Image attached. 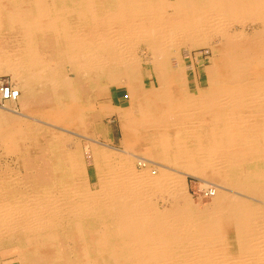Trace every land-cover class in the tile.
Listing matches in <instances>:
<instances>
[{"label":"bare ground","instance_id":"6f19581e","mask_svg":"<svg viewBox=\"0 0 264 264\" xmlns=\"http://www.w3.org/2000/svg\"><path fill=\"white\" fill-rule=\"evenodd\" d=\"M1 74L19 92L8 103L47 105L76 129L89 86L90 125L116 112L96 90L126 88L131 108L118 112L125 150L93 146L95 190L62 155L66 135L0 177V264H264V0H0ZM190 174L218 182L203 210L187 201Z\"/></svg>","mask_w":264,"mask_h":264},{"label":"rangeland","instance_id":"374dc122","mask_svg":"<svg viewBox=\"0 0 264 264\" xmlns=\"http://www.w3.org/2000/svg\"><path fill=\"white\" fill-rule=\"evenodd\" d=\"M207 56H208V54H206V53L203 55H199V57H198L199 60L196 61V63H195V69H196L197 73L199 74L201 81H205L207 78V76L205 74L206 73L205 72L206 66L209 65L208 60H207ZM186 60H187V65H188L189 78H190L191 84H193L195 72L191 68L192 61H191L190 57H186ZM64 69L67 73L64 71ZM63 73H65V74H63L64 76H69L71 79H74V77H75L74 73L71 71V68L69 65L63 66ZM0 77H7L11 81L13 80V77L10 75H7V74H1ZM13 81L16 84V81L15 80H13ZM146 83L148 86H151L154 84L152 79H146ZM92 89H93V87H91V86L88 87L87 94L85 95L84 99L79 103V107L81 109L85 110L84 119L86 121V125L88 124V120H89V127H87V131H85L86 129H83V128L81 130L76 129L75 126L72 125L73 122L69 123V125H66L65 123L63 124L61 122V119L59 117L60 114L57 111V109L50 112L49 107L47 105H44L41 103L40 104H34L33 106L28 105L24 110L21 108L20 101H18L15 104L14 103H8V102H4V105L0 104V115L1 114L5 115V117L7 115V119H8V122H7L8 126L6 124H3V126H2L3 127V131H2L3 135H2V137H0V166H1L0 167V177L9 176L11 174L13 175V174L17 173L16 169H18L17 167L19 166V163L21 162L20 160L18 161V158L20 157V155H23V157L27 156V155L30 156V154L33 153L34 149H37V148L39 149V147H41V146L47 148L49 146L48 144H49L50 139L55 138V137H59L61 135H66L67 136L66 139L61 138L63 140L62 142L64 144L62 143V145L59 147V149H61V147L63 149V151L61 149L62 155H64V153L65 154L72 153L73 155H75L74 159H76V160L78 159L79 161L78 160L77 161L79 162V165L82 166L81 167L82 174H80V178L83 181L84 186L85 187H92L93 190H95L94 189V188H96L95 183H97L99 180L100 172L98 171L99 167L96 166V162H95L96 160L94 158L93 146L97 145V146H100L102 148L107 149L110 152H115V153H118V152L125 150V146L123 144V141H124V139H123L124 134L122 131L123 127H122V121L120 118L121 115L118 112L123 111V110L125 112L129 111L131 108V105L129 103V97H128L127 89L124 87H122V88H119V87L114 88L113 87L110 89V91H106V90H98L97 91L96 90L94 93L97 95V97L99 96L98 102H100L101 105L102 104L103 105L109 104L111 106H114L116 112L114 111L113 113L100 115L97 119L95 117V119L93 121L96 123L93 122L94 124L90 125L91 119L93 118V114L96 113V106H97V104H96L97 102L95 101L96 102L95 103L94 100L91 98L92 97L91 95L93 93ZM104 97H106V98H104ZM113 98H114V101H113ZM64 100H63V102L67 105L69 104L68 107L70 108V105H71L70 101L68 99H64ZM85 100H86V102H84ZM12 105H14V106H12ZM4 106L10 107L13 110L19 111V112L23 113L24 115L7 112L5 110V108H3ZM72 106H73V104H72ZM33 107H35V108L32 109ZM44 107H46L47 109ZM94 109H95V111H94ZM51 110H53V109H51ZM6 113H8V114H6ZM9 113H11V114H9ZM16 118L18 119V121H15V120H17ZM11 121H13V122H11ZM28 125H29V127H28ZM10 127L12 128V130H19V129L22 130L21 136L19 135L18 138L16 136L13 139L6 138L7 137L6 134L8 131L7 128H10ZM24 127L26 128L25 130H24ZM31 129H32V131H29ZM33 132L34 133L36 132V133L34 134ZM31 134H32L31 137H33V138H30V139H32V141L29 139V136ZM22 135H24V136H22ZM38 135H39V138H38ZM69 137L72 140H70ZM20 140H22V141H20ZM38 140L39 141L42 140V141L39 142ZM21 142H23V143H21ZM34 144H36V146ZM71 145H73V147ZM19 148H21V149H19ZM32 148H33V150H32ZM70 148H72V149H70ZM78 148H80V150H78ZM29 150H31V152H29ZM86 150H87V152H86ZM140 151L141 150H138V149L131 150V153L138 154V156H140V155L144 156V153L142 151L141 152ZM87 153H88V155L86 157ZM47 154L48 153H46V155ZM91 154H92V156H91ZM31 156H32V154H31ZM88 156H89V159H88ZM20 159H22V158H20ZM133 163H134L136 171L142 170L141 165L136 164L135 159H133ZM114 165H116V164H114ZM11 166L13 169L11 168ZM5 167H6V169H5ZM150 167L154 168L153 166H150ZM7 169L9 170V172H7L8 171ZM12 170H13V173H12ZM157 172H159V171L157 170ZM203 180H209V182H210L212 179H204V177L201 178L200 175L197 176V175H191V174L188 175L187 178L185 179L187 201L190 202L195 208H198L199 210H203L204 207H207L208 205H210L213 202V199L203 197L202 194L200 193V190L203 186V183H202ZM213 182H215V183H213ZM212 183H213V185L218 184V182H216V181H212ZM214 186H216V185H214ZM157 202H159L158 206L160 209L170 207V204H168L162 200H158ZM4 249H7V246H4ZM2 261H5V260H2ZM12 264H20L18 262L17 257L14 258V261Z\"/></svg>","mask_w":264,"mask_h":264},{"label":"built area","instance_id":"2783aa9c","mask_svg":"<svg viewBox=\"0 0 264 264\" xmlns=\"http://www.w3.org/2000/svg\"><path fill=\"white\" fill-rule=\"evenodd\" d=\"M18 96L19 92L14 89L12 81L7 77H0V104L4 105V102L16 100ZM200 193L203 197L211 199L216 194V187L211 184L205 187L203 183Z\"/></svg>","mask_w":264,"mask_h":264},{"label":"crops","instance_id":"0c3cea01","mask_svg":"<svg viewBox=\"0 0 264 264\" xmlns=\"http://www.w3.org/2000/svg\"><path fill=\"white\" fill-rule=\"evenodd\" d=\"M113 101H114V98H113Z\"/></svg>","mask_w":264,"mask_h":264}]
</instances>
